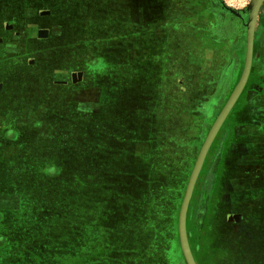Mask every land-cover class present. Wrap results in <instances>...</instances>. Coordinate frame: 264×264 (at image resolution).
Listing matches in <instances>:
<instances>
[{"label": "rangeland", "instance_id": "374dc122", "mask_svg": "<svg viewBox=\"0 0 264 264\" xmlns=\"http://www.w3.org/2000/svg\"><path fill=\"white\" fill-rule=\"evenodd\" d=\"M162 1L23 0L34 4L24 14L35 15L41 28L33 42H12L19 53L7 48L11 31L0 22V69L34 86L31 96L22 94L26 87L19 89L3 116L14 124L15 104L24 120L16 140L0 141V212L8 211L0 225L1 258L8 253L24 264H186L178 210L199 148L241 77L252 0ZM15 3L0 0V20L15 12ZM139 5L149 11L137 20ZM50 30L55 39L48 45L43 34ZM75 68L87 69V113L63 103L71 98L64 93L63 69L68 74ZM53 69L54 80L48 78ZM263 94L261 0L247 80L205 152L187 206L185 235L195 264H211L207 216L197 214L204 181L226 133L239 136L233 125L244 106L254 110ZM38 97L49 102L38 103ZM220 202L224 221L226 204ZM259 237L263 244L264 228ZM219 259L227 260V251Z\"/></svg>", "mask_w": 264, "mask_h": 264}, {"label": "flooded vegetation", "instance_id": "af4514ba", "mask_svg": "<svg viewBox=\"0 0 264 264\" xmlns=\"http://www.w3.org/2000/svg\"><path fill=\"white\" fill-rule=\"evenodd\" d=\"M14 1L16 3L14 5L10 4V7H12L15 12L17 9V12L10 13L8 15L9 18L5 20H0V22L3 25L5 22L4 26L8 28L9 31H11V35L9 38V40L11 39V43L8 44L7 42H5L7 48L10 45V50L12 52L19 53L21 52L20 48H15L12 42H33L35 39L39 38L41 25L35 22V15L34 19L30 15H28V13L27 15L24 14V11L27 12L28 7L34 6L33 3L25 5L23 3V0ZM20 1H22V3H18ZM125 1L129 2L130 0ZM161 2L163 1L161 0ZM137 9L138 11L136 10V8H134V10L137 12L134 17L137 20L139 18H144L145 11H149L147 10L146 5H139V8L137 7ZM16 16L18 17V19L14 22ZM42 29L44 30V28ZM20 33H23V35H20ZM43 35L47 38L48 45L50 44L49 40L52 41L53 39H55V35L52 34V30H50V32H48L47 34ZM43 41L44 39L41 42L42 44ZM5 43H3V46ZM42 46L46 47L45 44H43ZM30 50L31 48L27 50V52H30ZM115 56L118 57V55L116 54ZM70 61L71 60H68V62ZM86 70L87 69L83 70L80 68H75L73 70L69 69L68 74H66L65 69H63L65 74L63 76L65 78L61 79V81L64 83L63 86L67 87L64 92L65 96H71V98H66V100H70H68L67 102L64 101L63 103L72 106L74 108V111H79L80 109V113H87V110L85 109H88L87 105L85 104V101H88L87 99L89 96V91L87 90L88 78H86L85 73ZM114 70V72H116V69ZM72 71H74L75 73L72 74ZM50 72L51 75L47 76L48 78L54 80L58 70L53 69ZM26 75H30L31 79L34 78V74L26 73ZM74 75H77L78 77H75ZM3 82H5V85L3 84ZM73 83L75 84L73 85ZM23 87H26L27 90L24 91L22 94L27 92L26 95L31 96V92H33L34 86H25V84L20 83V78H15L14 80L13 78H11V76L8 75V73L4 74L3 68L0 69V92L1 95H3L4 97V102L2 103V105H0V141L1 139L5 142L16 140V138L20 135L21 130L23 129V122L20 120H24L22 114L23 110H17L15 104L11 106V109L16 110L15 120L13 118L15 123H9L7 119H4L3 117L5 113L4 111L10 108L9 103L12 102V96L16 95V92L19 89L23 91V89H25ZM47 96H51L50 92ZM260 98L262 99L261 96ZM36 100L38 101V103L44 100V102H49V99L47 97H38L36 98ZM116 101L114 100V107L116 105ZM261 102L254 110L249 109L248 106L245 105L242 115L240 117V121L237 123L234 122L233 125V127H240L239 136L232 137L233 132L231 130L230 132L228 131L226 133L225 137L220 142L219 148L215 154L214 161V168L217 165L219 168V173L217 175L213 167L209 169V178L204 181V193L198 199L197 214L201 215L202 217L207 216V224H209V226L206 227V238L208 239L207 244L211 256V264H219V262L220 264H236L237 260L240 261V264H264V241L263 244L258 243L260 241L259 233L264 228V101ZM72 103H74V105ZM97 103V106L101 108V106L103 105L102 103H104V100H102L101 102L97 101ZM115 112L117 113V111H113L114 115ZM81 116L87 117L84 114H81ZM236 141L237 143L239 142V145L235 144ZM234 145H236V147ZM231 149L234 150L231 151ZM224 152L227 155H225V165L223 167L227 168V170L220 169L221 155ZM0 154H2V150H0ZM229 178H234L236 179V181H241L244 184H255V191L257 193L258 203L257 217L260 218V224L255 229H248L246 220L243 218L239 219V221H235V219L233 218L225 219L226 214L229 212L227 206L223 209V215L225 213L224 221L220 220V213H218V211L220 210L218 208L220 207L221 202H215L216 198L214 197L217 196L221 200H224L223 197L225 194L224 191L226 190V187L224 186V181L220 180H229ZM217 182H222V186L219 189L216 188ZM245 190H247L246 187H244V191ZM205 202L206 205L204 204L205 207H203V203ZM215 203L216 208L213 209ZM215 213L216 215H214ZM5 214L6 212H0V218H3ZM250 231L251 233H249ZM224 247L227 251V260H216L217 254L221 253V250L222 252H226L224 250Z\"/></svg>", "mask_w": 264, "mask_h": 264}, {"label": "water", "instance_id": "95a60500", "mask_svg": "<svg viewBox=\"0 0 264 264\" xmlns=\"http://www.w3.org/2000/svg\"><path fill=\"white\" fill-rule=\"evenodd\" d=\"M261 0H252L250 4V11L247 21V40H246V58H245V64L244 68L241 74V77L233 90L230 97L227 99L225 104L223 105L222 109L216 116L215 120L213 121L211 127L209 128L200 148L198 151V154L196 156V159L193 163L192 169L190 171L185 190L181 199V203L178 210V216H177V234L178 239L181 247V251L184 257V260L186 264H195L194 259L190 253V250L187 245L186 235H185V216H186V210L188 206V202L191 196L192 188L199 170V167L201 165L202 159L205 155V152L216 133L218 127L220 126L221 122L231 109L233 103L235 102L236 98L238 97L239 93L243 89V86L245 85V82L247 80L250 66H251V59H252V48H253V34H254V24H255V16L256 11L259 5V2Z\"/></svg>", "mask_w": 264, "mask_h": 264}, {"label": "crops", "instance_id": "0c3cea01", "mask_svg": "<svg viewBox=\"0 0 264 264\" xmlns=\"http://www.w3.org/2000/svg\"><path fill=\"white\" fill-rule=\"evenodd\" d=\"M234 149H231V151ZM225 155H227L225 152L221 155V168L223 170H227V168H224L225 165L224 159ZM223 156V158H222ZM224 181V186L226 187V190L224 191V201L226 206L229 209V212L226 214L227 219L233 218L235 221H239V219H245L247 223L248 229H255L260 224V218H258L257 213V193L255 191V184L249 185L248 183L246 186L242 185V183H239L234 178H229V180H220ZM244 184V183H243ZM216 188H221L222 182H217ZM244 187L247 188V190H242ZM3 197V196H2ZM0 197V203L4 202L3 198ZM215 202L220 203V198L217 196L214 197ZM222 201V200H221ZM216 208V203L213 206V209ZM4 209V208H3ZM2 210V208H1ZM8 210V209H5ZM6 212L5 216H7L8 211ZM216 215V213L214 214ZM0 218V225L2 224V221L8 220L6 217ZM6 225V223H5ZM209 226V224H208ZM1 230L3 228H0ZM0 233H3V231H0ZM251 233V231L249 232ZM209 252V250H208ZM1 264H14L18 263L17 260L13 259L11 256H9L8 253H6L5 256H3V259L0 261ZM18 264H23V262H20Z\"/></svg>", "mask_w": 264, "mask_h": 264}, {"label": "trees", "instance_id": "16d2710c", "mask_svg": "<svg viewBox=\"0 0 264 264\" xmlns=\"http://www.w3.org/2000/svg\"><path fill=\"white\" fill-rule=\"evenodd\" d=\"M25 199H26V198H25ZM25 199H24V201H26V203H25L26 206H29L30 204L33 203V202H29L30 200H28V199L25 200ZM23 206H24V205H23ZM29 207H30V206H29ZM29 207H28V208H29ZM27 210H28V209H27ZM25 214H29V216H31L30 212H27V211H26ZM3 249H4V248L1 247V242H0V254H2V253L4 254ZM7 251H8V250H7ZM2 259H3V258H1V256H0V261H1ZM16 260H17V259H16ZM0 264H1V263H0ZM23 264H24V263H23Z\"/></svg>", "mask_w": 264, "mask_h": 264}]
</instances>
